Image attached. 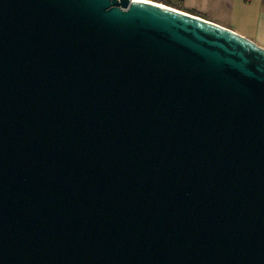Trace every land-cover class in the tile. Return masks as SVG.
<instances>
[{"label":"water","instance_id":"95a60500","mask_svg":"<svg viewBox=\"0 0 264 264\" xmlns=\"http://www.w3.org/2000/svg\"><path fill=\"white\" fill-rule=\"evenodd\" d=\"M0 264H264V49L130 0H0Z\"/></svg>","mask_w":264,"mask_h":264},{"label":"crops","instance_id":"0c3cea01","mask_svg":"<svg viewBox=\"0 0 264 264\" xmlns=\"http://www.w3.org/2000/svg\"><path fill=\"white\" fill-rule=\"evenodd\" d=\"M182 12L212 22L264 49V0H171Z\"/></svg>","mask_w":264,"mask_h":264},{"label":"built area","instance_id":"2783aa9c","mask_svg":"<svg viewBox=\"0 0 264 264\" xmlns=\"http://www.w3.org/2000/svg\"><path fill=\"white\" fill-rule=\"evenodd\" d=\"M130 1H142V2H147V3L159 5V6L169 7L163 3V0H130ZM170 8H172V7H170Z\"/></svg>","mask_w":264,"mask_h":264},{"label":"trees","instance_id":"16d2710c","mask_svg":"<svg viewBox=\"0 0 264 264\" xmlns=\"http://www.w3.org/2000/svg\"><path fill=\"white\" fill-rule=\"evenodd\" d=\"M163 3L169 7L175 8L177 10H182V8L179 6V4H176L171 0H163Z\"/></svg>","mask_w":264,"mask_h":264}]
</instances>
